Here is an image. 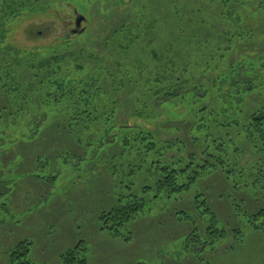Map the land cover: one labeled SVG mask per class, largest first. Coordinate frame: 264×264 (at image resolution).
<instances>
[{
  "label": "trees",
  "instance_id": "trees-1",
  "mask_svg": "<svg viewBox=\"0 0 264 264\" xmlns=\"http://www.w3.org/2000/svg\"><path fill=\"white\" fill-rule=\"evenodd\" d=\"M67 1L77 12L112 2L115 11L132 14L116 19L99 52L68 35L57 45L27 49L5 42V24L43 11L53 0L49 5L41 0L0 1V153L15 148L19 157L20 144L33 141L56 121L52 135L64 142L56 160L78 171L101 164L113 180L114 206L99 219L101 229L124 241L131 238L130 224L152 204L175 203L211 175H222L234 183L232 188H249L255 198L264 193V184L256 185L264 178V50L237 54L239 44L255 40L252 9H264V0ZM84 32L79 36L89 38V31ZM242 67L244 79L239 78ZM251 94L261 98L254 107L246 104ZM125 99L132 101L130 117L145 123L157 124L162 115L184 122L190 142L181 137L160 140L152 128L119 120ZM190 145L196 151L187 150ZM56 146L51 144L47 153ZM14 162L13 176L0 173L3 201L11 200L26 176L34 174L39 183L56 179L43 174L49 157L37 154L23 172H16L20 160ZM195 192L193 203L204 206L201 214L209 216L204 237L195 227L187 237L194 246H211L228 232L204 194ZM249 216H264V207ZM232 232L236 239L241 236L239 229ZM31 243L16 242L6 252V264H33ZM60 262L88 264L84 240L61 253Z\"/></svg>",
  "mask_w": 264,
  "mask_h": 264
},
{
  "label": "rangeland",
  "instance_id": "rangeland-1",
  "mask_svg": "<svg viewBox=\"0 0 264 264\" xmlns=\"http://www.w3.org/2000/svg\"><path fill=\"white\" fill-rule=\"evenodd\" d=\"M46 1L45 5H49L52 0H41V3ZM245 1L251 3L253 0ZM115 10L112 2L94 4L83 11L79 10L85 17L81 24L83 32L89 31V38L84 39L79 36L83 32L70 31L78 29L75 27L74 3L53 0V4L46 6L43 11L24 15L5 24V42L27 49L35 46L47 48L63 42V36L68 35L71 38L74 36L73 39L85 48L99 52L104 45L106 32L111 25H117L116 19H128L132 14L131 10L122 13ZM252 12L251 28L255 40L239 44L238 56L247 52L245 49H249L250 54L255 49L264 50V9H252ZM29 28L34 29L31 35L27 32ZM80 44L76 43L75 48L82 47ZM123 70L126 72L127 68ZM244 70L246 68L242 67L239 72L241 79L246 78L241 74L245 76ZM259 100L261 98L257 94H251L246 104L254 107ZM131 106V99L120 103L119 120L127 119L129 125L137 123L152 128L160 140L181 137L190 142L184 122L168 120L166 115H162L157 124L145 123L130 117ZM55 122L33 141L20 144L19 157L15 154V148L0 153V173L4 177L14 175V161L20 160L16 172H23L37 154L42 158H50L43 174L56 176L53 183L49 179L39 183L34 174L26 176L23 184L15 186L11 200L3 201V197H0V220H6L0 223V264H6V252L24 239L32 242L30 258L33 264H61V253L74 247L80 240H84L87 247L88 264H264V216L258 219L249 216L264 207V193L255 198L249 188H232L234 183L226 182L218 174L204 178L196 190L194 188L183 193L175 203L152 204L147 214L139 216L130 224L129 241L101 229L100 213L114 206L111 204L113 180L101 164L95 168L91 164L85 165L78 171L76 167L56 160L57 151L63 149L64 142L63 137L57 139L52 135L51 129ZM6 128L10 130L8 126ZM54 143L56 149L47 153V148ZM187 150L196 151L191 145ZM74 152L81 153L82 150ZM245 158L250 159V153L246 152ZM263 184L264 178L261 177L256 185L260 187ZM195 191L204 194L219 225L228 232L227 237L211 246L203 247L200 242L194 246V240L188 238L193 233V227L197 228L201 237L205 236V221L209 216L208 213H205L206 217L201 214L204 206L199 205L197 208L193 203ZM254 222L260 228H255ZM233 229L241 230L238 239L233 236Z\"/></svg>",
  "mask_w": 264,
  "mask_h": 264
},
{
  "label": "water",
  "instance_id": "water-1",
  "mask_svg": "<svg viewBox=\"0 0 264 264\" xmlns=\"http://www.w3.org/2000/svg\"><path fill=\"white\" fill-rule=\"evenodd\" d=\"M75 15H76L75 27L78 28L81 25L82 21L85 20V17L82 14L78 13L76 10H75ZM83 31H84V27L71 30L72 33H82Z\"/></svg>",
  "mask_w": 264,
  "mask_h": 264
},
{
  "label": "flooded vegetation",
  "instance_id": "flooded-vegetation-1",
  "mask_svg": "<svg viewBox=\"0 0 264 264\" xmlns=\"http://www.w3.org/2000/svg\"><path fill=\"white\" fill-rule=\"evenodd\" d=\"M74 14H75V10H74ZM84 21H85V20H84ZM82 22H83V21H82ZM81 24H83V23H81ZM79 28H82L81 25L78 27V29H79ZM70 31H71V30H70Z\"/></svg>",
  "mask_w": 264,
  "mask_h": 264
}]
</instances>
